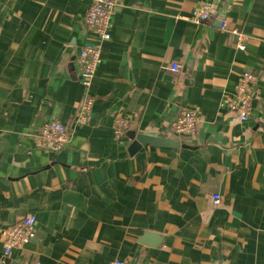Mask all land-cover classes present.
<instances>
[{
	"label": "crops",
	"instance_id": "crops-1",
	"mask_svg": "<svg viewBox=\"0 0 264 264\" xmlns=\"http://www.w3.org/2000/svg\"><path fill=\"white\" fill-rule=\"evenodd\" d=\"M205 2L210 20H185ZM89 7L0 0V264H264V0H123L101 45L91 117L76 127ZM231 30L246 36L244 51ZM244 72L257 93L240 123L224 102ZM187 108L199 112L195 134L170 137ZM116 118L128 124L119 139ZM49 121L70 136L58 154L37 144ZM144 132L185 148L130 155ZM27 216L34 238L4 258L3 231Z\"/></svg>",
	"mask_w": 264,
	"mask_h": 264
},
{
	"label": "built area",
	"instance_id": "built-area-1",
	"mask_svg": "<svg viewBox=\"0 0 264 264\" xmlns=\"http://www.w3.org/2000/svg\"><path fill=\"white\" fill-rule=\"evenodd\" d=\"M123 5V0H90V7L82 20V30L92 38L84 45L77 58L79 83L83 89L82 99L73 116V125L76 127L86 126L91 117L94 98L90 92L91 84L95 72L101 63V45L110 40L111 19L114 13ZM214 11L213 4L205 2L200 4L190 17L185 18L192 24L199 25L211 19ZM219 29L227 31V22L219 21ZM231 35L235 38V47L239 51H244L247 38L237 30H231ZM88 37V38H89ZM168 70L172 74L179 71V65L173 63ZM257 79L249 72H244L239 76L233 96L226 98L224 106L232 112L237 121L245 122L251 115L252 103L257 93ZM199 121V112L194 108L183 110L177 118L170 124L168 131L170 137L191 138L195 134L196 125ZM128 128L127 121L116 118L113 133L116 139L121 138ZM70 142L67 129L56 121H49L42 125L37 136V144L40 150L58 154ZM212 205L218 207L221 204L219 194L211 195ZM35 219L32 216L23 218L20 222L3 231L2 253L7 258L15 249H21L34 238ZM109 264H123L119 260H114Z\"/></svg>",
	"mask_w": 264,
	"mask_h": 264
},
{
	"label": "water",
	"instance_id": "water-1",
	"mask_svg": "<svg viewBox=\"0 0 264 264\" xmlns=\"http://www.w3.org/2000/svg\"><path fill=\"white\" fill-rule=\"evenodd\" d=\"M131 138L132 143L128 149L130 155H134L137 151L140 150L141 147L147 145L152 147H166L174 149L185 148V146L181 145V142L179 140L169 139L164 135L158 133L144 132L142 134L133 135L131 136ZM174 138L184 139L183 137L176 136H174ZM8 262L9 261L6 259L4 261V264H8Z\"/></svg>",
	"mask_w": 264,
	"mask_h": 264
}]
</instances>
